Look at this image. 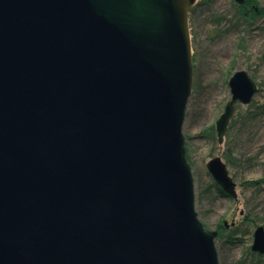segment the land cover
<instances>
[{
  "label": "water",
  "instance_id": "1",
  "mask_svg": "<svg viewBox=\"0 0 264 264\" xmlns=\"http://www.w3.org/2000/svg\"><path fill=\"white\" fill-rule=\"evenodd\" d=\"M195 2L0 0V264H219L181 129ZM228 85L219 143L257 90L244 69Z\"/></svg>",
  "mask_w": 264,
  "mask_h": 264
},
{
  "label": "rangeland",
  "instance_id": "2",
  "mask_svg": "<svg viewBox=\"0 0 264 264\" xmlns=\"http://www.w3.org/2000/svg\"><path fill=\"white\" fill-rule=\"evenodd\" d=\"M188 18L193 84L181 129L194 208L204 228L217 232L219 264H264L250 247L255 226L264 225V0H196ZM240 69L257 90L249 103H234L219 143L215 121L231 97L228 79ZM216 155L236 183V197L206 167Z\"/></svg>",
  "mask_w": 264,
  "mask_h": 264
},
{
  "label": "flooded vegetation",
  "instance_id": "3",
  "mask_svg": "<svg viewBox=\"0 0 264 264\" xmlns=\"http://www.w3.org/2000/svg\"><path fill=\"white\" fill-rule=\"evenodd\" d=\"M248 2V0L247 1H245V3H243V4H246ZM253 8H254V6H253Z\"/></svg>",
  "mask_w": 264,
  "mask_h": 264
},
{
  "label": "trees",
  "instance_id": "4",
  "mask_svg": "<svg viewBox=\"0 0 264 264\" xmlns=\"http://www.w3.org/2000/svg\"><path fill=\"white\" fill-rule=\"evenodd\" d=\"M254 10V9H253ZM255 11V10H254ZM222 191V190H221Z\"/></svg>",
  "mask_w": 264,
  "mask_h": 264
}]
</instances>
